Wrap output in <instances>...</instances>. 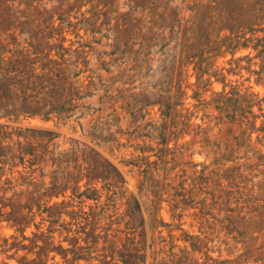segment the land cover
I'll use <instances>...</instances> for the list:
<instances>
[{
    "label": "rangeland",
    "instance_id": "1",
    "mask_svg": "<svg viewBox=\"0 0 264 264\" xmlns=\"http://www.w3.org/2000/svg\"><path fill=\"white\" fill-rule=\"evenodd\" d=\"M0 264H264V0H0Z\"/></svg>",
    "mask_w": 264,
    "mask_h": 264
}]
</instances>
